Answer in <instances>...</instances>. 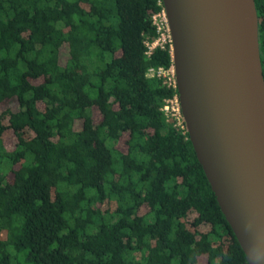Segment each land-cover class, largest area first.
Returning <instances> with one entry per match:
<instances>
[{
    "label": "trees",
    "instance_id": "obj_1",
    "mask_svg": "<svg viewBox=\"0 0 264 264\" xmlns=\"http://www.w3.org/2000/svg\"><path fill=\"white\" fill-rule=\"evenodd\" d=\"M264 76V0H254ZM161 0H0V264H249L161 111Z\"/></svg>",
    "mask_w": 264,
    "mask_h": 264
},
{
    "label": "water",
    "instance_id": "obj_2",
    "mask_svg": "<svg viewBox=\"0 0 264 264\" xmlns=\"http://www.w3.org/2000/svg\"><path fill=\"white\" fill-rule=\"evenodd\" d=\"M188 139L249 264H264V78L254 0H161Z\"/></svg>",
    "mask_w": 264,
    "mask_h": 264
},
{
    "label": "built area",
    "instance_id": "obj_3",
    "mask_svg": "<svg viewBox=\"0 0 264 264\" xmlns=\"http://www.w3.org/2000/svg\"><path fill=\"white\" fill-rule=\"evenodd\" d=\"M152 25L156 31V39L153 42L146 43L148 55L156 47L160 49H165L166 45H170L171 48L170 32L167 24V19L163 10L160 13H157L152 16ZM147 76H155L159 79H163L166 87H169L174 91L173 95L170 98L165 99L161 111L166 118H171L174 120L175 126L179 127L183 132H186V126L183 121L180 102L177 94V85L173 66L171 65L168 68H149Z\"/></svg>",
    "mask_w": 264,
    "mask_h": 264
},
{
    "label": "flooded vegetation",
    "instance_id": "obj_4",
    "mask_svg": "<svg viewBox=\"0 0 264 264\" xmlns=\"http://www.w3.org/2000/svg\"><path fill=\"white\" fill-rule=\"evenodd\" d=\"M260 60H261V58H260ZM261 66H262V64H261ZM262 73H263V71H262ZM263 78H264V76H263Z\"/></svg>",
    "mask_w": 264,
    "mask_h": 264
},
{
    "label": "crops",
    "instance_id": "obj_5",
    "mask_svg": "<svg viewBox=\"0 0 264 264\" xmlns=\"http://www.w3.org/2000/svg\"><path fill=\"white\" fill-rule=\"evenodd\" d=\"M148 77V76H147Z\"/></svg>",
    "mask_w": 264,
    "mask_h": 264
}]
</instances>
